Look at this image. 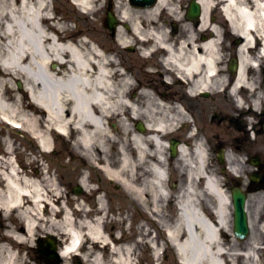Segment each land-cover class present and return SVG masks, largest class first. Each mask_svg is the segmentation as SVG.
<instances>
[{
  "label": "bare ground",
  "instance_id": "bare-ground-1",
  "mask_svg": "<svg viewBox=\"0 0 264 264\" xmlns=\"http://www.w3.org/2000/svg\"><path fill=\"white\" fill-rule=\"evenodd\" d=\"M99 1L76 0L88 11H99ZM199 1L203 15L197 30L206 35L203 40L191 34L189 42L183 36L173 37L175 34L167 33L166 24L157 21L160 7L165 5L173 9L179 0H159L151 8L133 7L125 0H118L120 20L126 28L118 29L114 42L118 46L148 42L150 45L144 54L156 45L170 48L169 58L192 76V87L207 86L215 78L223 79L221 85H224L225 74L217 72L226 56L220 35L222 21L217 16L212 18L220 6L243 40L236 48L239 54L237 80L250 85L247 73L257 68L259 59L256 58L258 53L252 56L247 52L255 42L261 44L263 40L264 0ZM49 7L48 0H0V121L3 118L13 124L19 123L28 135L27 140L35 144L30 153L25 141L18 142L10 134L0 138L3 148L0 150V204L5 214L15 210L26 219V234L18 229L8 232L18 244L29 240L44 226L47 231L72 235L67 247L72 249L82 236L106 240L102 210L97 212L98 216L89 218L86 205H80L83 216L78 219L75 217L77 211L57 206L55 197L61 199L62 190L49 175L46 164L42 162L34 173L21 171L14 165V155L31 157L29 164L32 165L36 159L48 157L47 152L41 156L38 149L51 150V134L76 133L74 149L88 159L82 167L80 183L91 188L86 173L89 167L96 165L106 178L113 177L120 184V206L123 208L117 221L128 231L132 201L140 208L141 217H148V222H157L165 216L163 169L168 142L164 139L178 119L153 92L143 88L140 93L132 94L135 81L128 68L122 71L113 55L114 47L105 48L98 42L80 38V34L73 42V37L67 33L68 26L58 18L54 20L56 28H52ZM210 13L211 21L208 19ZM175 14L182 24L186 21L180 17L182 11ZM48 15L49 26L43 19ZM178 39L181 41L175 42ZM137 54L145 58L141 51ZM19 79L22 86L17 88L15 84ZM29 96L32 100H28ZM126 111L135 118L144 117L148 127L145 134L134 130L125 120L123 113ZM115 116L119 122L112 128L110 118ZM180 159L189 169L188 185L181 197L186 206L174 225L164 227L179 252L180 262L224 264L223 258L230 257L233 262L243 257L248 259L243 263L264 264V259L261 263L260 258L262 242L257 236L247 240L245 250L241 246L243 243L239 244L232 237L233 203L218 177L213 173L209 177L204 174L206 155L199 151L190 154L186 147H181ZM201 173L206 178L203 190L206 200L211 198L214 208L210 221L200 212L203 201L199 200L203 192L195 178ZM207 184L211 196L206 193L209 191ZM99 200L103 205L102 196ZM61 211L62 216L59 215ZM147 226H141L140 235L149 234ZM240 226L247 228L246 224ZM130 246L127 243L123 249L115 247L117 260L122 264H134L135 251ZM1 256L0 264H9L10 256L16 255L8 246Z\"/></svg>",
  "mask_w": 264,
  "mask_h": 264
},
{
  "label": "flooded vegetation",
  "instance_id": "flooded-vegetation-1",
  "mask_svg": "<svg viewBox=\"0 0 264 264\" xmlns=\"http://www.w3.org/2000/svg\"><path fill=\"white\" fill-rule=\"evenodd\" d=\"M221 42L224 43V64L219 66L218 73L225 74V84L215 78L211 84V132L205 131L207 148L211 154V169L224 175L223 185L232 192L240 187L247 193V202L250 203L249 216L251 233L246 239L237 238L239 244L243 243L245 250L247 240L257 236L262 242L260 258L264 259V35L261 44L250 46V55L258 53L257 68L247 73L252 85L237 83V68L239 65L238 47L242 37L236 34L229 22L220 24ZM263 57V58H262ZM259 66V67H258ZM185 135H171L182 140ZM225 168V170H224ZM260 204L255 210V205ZM1 234L4 231H0ZM1 237V236H0ZM44 242V240L42 239ZM42 242V243H43ZM3 242H0V246ZM39 246H36L35 251ZM86 258L78 256L71 258L68 264H117L116 255L110 246H94L90 250L84 248ZM243 250V251H244ZM98 255L99 258H96ZM244 262V261H243ZM239 264H246V263ZM246 262V261H245ZM49 264H62L58 262L56 254L49 256ZM67 264V263H66ZM249 264V263H247Z\"/></svg>",
  "mask_w": 264,
  "mask_h": 264
},
{
  "label": "rangeland",
  "instance_id": "rangeland-1",
  "mask_svg": "<svg viewBox=\"0 0 264 264\" xmlns=\"http://www.w3.org/2000/svg\"><path fill=\"white\" fill-rule=\"evenodd\" d=\"M186 2H187V0L185 1V3ZM55 4L57 5V7L61 11L68 12L69 16H73V17H75L77 19V23L79 24L81 32L86 33V34H88L91 37L93 36V38L97 39L102 45H105L106 47H114V49H117L118 46L108 38V35H109L108 30H106L107 32H103L102 31V29H103L101 27L102 24L99 23L100 21L102 23L105 22L104 18H102V16H101V20L100 21H98L97 16L95 18L93 16L85 17V16H83L81 14L80 11L78 12V10L75 8V6H73L70 1L68 2V0H55ZM105 4H109V2L108 3L106 2ZM114 9H115L116 13L118 14V9L116 10L115 7H114ZM93 23H95L96 25H93ZM97 23H99L100 26H98ZM118 53H120V60H121L122 63L127 61L128 65H132V66L135 67V64L133 62L135 61V59L137 57L136 52L130 51V49H121L120 48ZM141 75L142 74H140V76ZM146 78H147V76L144 79H146ZM56 143H57V146H59V145L62 146L63 145V147H60L59 150H62V151L71 150V145H68L66 143L62 144V142L60 140H58V139L56 140ZM63 154H66V153H63ZM50 156H53V155H50ZM55 160H60V158L58 157ZM73 175L74 176H71V177H64V180H65V184L66 185H69L70 182H72L73 188H74L76 186L75 185V183H76V180H75L76 174H73ZM109 190L111 191V195H112L113 200H114L116 198V193L118 192V190H117V188H115V186H111L109 188Z\"/></svg>",
  "mask_w": 264,
  "mask_h": 264
},
{
  "label": "water",
  "instance_id": "water-1",
  "mask_svg": "<svg viewBox=\"0 0 264 264\" xmlns=\"http://www.w3.org/2000/svg\"><path fill=\"white\" fill-rule=\"evenodd\" d=\"M236 209L238 211L240 218H244V216H245L244 207H243V204L240 201V199L238 202H236Z\"/></svg>",
  "mask_w": 264,
  "mask_h": 264
}]
</instances>
